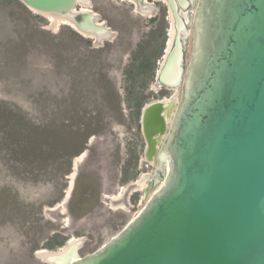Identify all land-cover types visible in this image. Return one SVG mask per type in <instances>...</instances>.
<instances>
[{
  "label": "water",
  "instance_id": "95a60500",
  "mask_svg": "<svg viewBox=\"0 0 264 264\" xmlns=\"http://www.w3.org/2000/svg\"><path fill=\"white\" fill-rule=\"evenodd\" d=\"M17 1L38 15L66 16L98 39L112 34L97 24V14L74 13L78 0ZM127 1L154 11L147 0ZM163 1L166 37L170 20L173 36L153 85L178 89V101L168 123L159 101L140 114L144 153L154 157L151 187L160 184L138 214L92 253L77 256L81 237L61 254H40L44 261L264 264V0H196L194 7L193 0Z\"/></svg>",
  "mask_w": 264,
  "mask_h": 264
},
{
  "label": "rangeland",
  "instance_id": "374dc122",
  "mask_svg": "<svg viewBox=\"0 0 264 264\" xmlns=\"http://www.w3.org/2000/svg\"><path fill=\"white\" fill-rule=\"evenodd\" d=\"M80 1L77 12L86 5L111 30L109 38L98 41L65 24L52 28L44 16L21 13L15 0H0V105L35 126L55 121L74 129L90 121L87 130L93 133L78 156L49 158L43 166L39 160H15L0 142V264H50L36 252L48 250L45 244L55 234L66 243L48 251L58 252L70 238L83 237L78 255L92 253L138 214L160 184L151 187L154 165L143 161L140 114L147 104L171 98L174 92L155 90L153 79L140 93L142 106L136 117L134 103L127 100V71L143 66V72L156 73L163 55L156 35L167 7L163 0H147L154 7L147 13L127 0ZM191 16L189 12L188 21ZM190 48L191 36L186 62ZM106 87L113 106L106 99ZM143 174L149 176L146 195L145 188L128 190L116 208L103 199L118 195ZM71 175L73 181L86 176L98 184V202L79 217L68 209ZM67 191L72 193L65 201ZM63 200V208L54 209Z\"/></svg>",
  "mask_w": 264,
  "mask_h": 264
},
{
  "label": "trees",
  "instance_id": "16d2710c",
  "mask_svg": "<svg viewBox=\"0 0 264 264\" xmlns=\"http://www.w3.org/2000/svg\"><path fill=\"white\" fill-rule=\"evenodd\" d=\"M15 2L18 4L21 13L31 16L30 11L26 7L17 0ZM165 16V11L163 10L158 26L159 34L156 35L157 39L160 37L159 40H156L161 48L160 55L162 49L164 50L165 48V32L166 28H168ZM71 33L78 35L75 32ZM154 33L155 31L151 32V35ZM86 43L89 45L90 42L87 41ZM155 47L157 46L155 45ZM143 68V66L139 67L136 72L131 70L132 68L127 71L128 79L131 82L130 87L127 89V100L128 103H134L136 108L134 114L136 117H138L142 106L140 93L147 83L153 81L155 76L154 71L143 72ZM107 93L106 99L113 106L115 100L111 98L109 90ZM88 127H90V121L83 128L79 124L74 129L71 128L70 124L55 121L43 126H35L20 113L13 112L0 105V142L6 145L10 153L12 152L14 159L19 162L33 163L39 160L42 163L40 165L43 166L46 165L49 158L59 159L78 156L83 152V145L86 143L87 138L93 134L87 130ZM97 190L98 184L92 178L86 176L77 177L68 205L70 214L79 217L92 208L97 202ZM65 243L66 238L55 234L45 244V248L54 250L56 247H62Z\"/></svg>",
  "mask_w": 264,
  "mask_h": 264
},
{
  "label": "bare ground",
  "instance_id": "6f19581e",
  "mask_svg": "<svg viewBox=\"0 0 264 264\" xmlns=\"http://www.w3.org/2000/svg\"><path fill=\"white\" fill-rule=\"evenodd\" d=\"M84 2H88V0H83ZM129 2H131V3H134L136 6H137V8H139L138 7V4L137 3H135V2H132V1H129ZM145 3L146 4H148V1H145ZM78 5H81V1L80 0H78ZM88 7L86 6V5H82V8L80 9V11L81 12H91L90 10H88L87 9ZM74 13H76L77 12V9H75L74 11H73ZM91 13H93V12H91ZM41 16H44V17H46L48 20H49V22H50V26L52 27V28H57L60 24H65V25H68V26H70L71 28H73L75 31H78L80 34H82V35H84V36H88V37H91V38H93V39H96V40H98V41H102L101 39H98V37L96 36V35H94L93 33H82V32H80L78 29H77V27L73 24V22L68 18V17H66V16H57V15H51V14H44V15H41ZM97 20H98V18H97ZM96 20V22H97V24H99V25H103L104 26V24L103 23H100V22H98ZM170 22H171V29L169 30V35H168V37H167V39H168V42H167V46H165V47H167V49L170 47V45H171V39H172V36H173V30H172V21L170 20ZM162 64V60L160 61V63H159V67H160V65ZM159 67H158V69H159ZM157 69V70H158ZM154 86V89L155 90H160L157 86H155V85H153ZM173 92H174V94L172 95L173 97H171V98H162V99H160V100H157V101H159L160 102V104H161V106H162V109H161V116H162V118L164 119V121L166 122V123H168L169 122V120H170V116H171V114H172V110H173V108H174V106L176 105V103H177V101H178V95H179V91H178V89H175V90H172ZM156 102V101H155ZM153 103V102H152ZM151 104V103H150ZM150 104H147L146 106H149ZM168 108H169V110H168ZM161 139H162V134H158L157 136H155V141H154V143H155V145H158L159 144V142L161 141ZM83 155V154H82ZM81 155V156H82ZM78 158V157H77ZM79 161V160H78ZM143 161L145 162H148L150 165H154V157L152 156V155H150L147 151H146V153H144V159H143ZM76 165V164H75ZM73 175H71L70 176V191L72 190V187H73ZM148 175H146V174H143V175H141L138 179H137V181L136 182H130L129 184H127L126 186H124L123 188H122V191L118 194V195H113V196H110V197H108L107 195H103V199H109L110 201H111V204H112V207L113 208H116V206H114L115 205V203H119L120 202V200L121 199H123V196H124V193H126V191H128V190H131V192H136V191H139V189H144L145 188V186H146V182H147V179H148ZM147 188V187H146ZM145 188V189H146ZM144 189V190H145ZM69 194H71V192L69 193V191H67V195H66V197L64 198L65 199V201H66V199L68 198V195ZM70 196V195H69ZM122 201V200H121ZM63 204H64V200L62 201V202H60V203H58V205L54 208V209H57V208H63ZM121 204V203H120ZM65 205V204H64ZM61 210V209H60ZM76 238H70L69 240H68V242H67V244L64 246V248H62L60 251H58V252H53V251H48V250H39V251H37L36 252V256L41 260V261H43V262H46V263H50V264H54V263H52V262H48V261H44V260H42L41 258H40V254H61L62 252H64L66 249H67V246L73 241V240H75ZM82 243H83V241H82ZM81 246V245H80ZM80 246H78L77 248H76V253H77V251H78V248L80 247ZM77 256H79L78 255V253H77Z\"/></svg>",
  "mask_w": 264,
  "mask_h": 264
},
{
  "label": "flooded vegetation",
  "instance_id": "af4514ba",
  "mask_svg": "<svg viewBox=\"0 0 264 264\" xmlns=\"http://www.w3.org/2000/svg\"><path fill=\"white\" fill-rule=\"evenodd\" d=\"M75 184V183H74ZM73 191V190H72ZM72 193V192H71ZM97 194H98V190H97ZM71 195V194H70ZM70 197V196H69ZM69 199V198H68ZM97 202H98V196H97Z\"/></svg>",
  "mask_w": 264,
  "mask_h": 264
}]
</instances>
